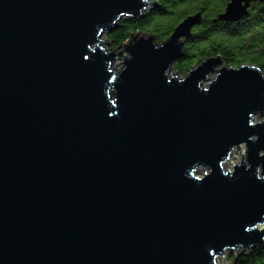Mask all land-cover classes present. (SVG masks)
Returning <instances> with one entry per match:
<instances>
[{
	"label": "water",
	"instance_id": "water-1",
	"mask_svg": "<svg viewBox=\"0 0 264 264\" xmlns=\"http://www.w3.org/2000/svg\"><path fill=\"white\" fill-rule=\"evenodd\" d=\"M153 4L0 0V264H218L264 246V74L214 58L171 76L201 15L161 45L133 36L117 73L104 35Z\"/></svg>",
	"mask_w": 264,
	"mask_h": 264
},
{
	"label": "trees",
	"instance_id": "trees-1",
	"mask_svg": "<svg viewBox=\"0 0 264 264\" xmlns=\"http://www.w3.org/2000/svg\"><path fill=\"white\" fill-rule=\"evenodd\" d=\"M158 5L148 14L126 18L107 34L112 51L122 50L136 34L155 37L160 44L168 41L185 20L201 15V23L186 40L182 58L174 70L187 76L207 59L220 58L223 66L239 69L254 66L264 74V3L252 4L249 16L237 23L219 20L231 0H152ZM232 264H264V246L231 252Z\"/></svg>",
	"mask_w": 264,
	"mask_h": 264
},
{
	"label": "rangeland",
	"instance_id": "rangeland-1",
	"mask_svg": "<svg viewBox=\"0 0 264 264\" xmlns=\"http://www.w3.org/2000/svg\"><path fill=\"white\" fill-rule=\"evenodd\" d=\"M146 2L149 3V5H154L153 4V1L152 0H145ZM155 8L153 7H147L143 13H142V16L148 14L149 12L153 11ZM148 12V13H147ZM125 20V19H123ZM102 42H103V48L107 51L108 54H111L112 52L113 53H116V55H121L118 59H116L114 61V65L113 67L116 68V71L117 73L121 72L124 68V63L125 61L129 60L130 59V56L126 53V50H127V47L129 46L130 42H128L124 48L122 50H115V51H112L111 48H110V43L108 42L107 40V34L104 35L103 39H102ZM158 43V42H157ZM160 44V43H158ZM161 45V44H160ZM202 64V63H201ZM199 64V65H201ZM198 65V66H199ZM198 66H196L195 68H197ZM194 68V69H195ZM217 70V69H216ZM189 74V73H188ZM171 76H176L177 75V72L175 70H173L170 74ZM182 78H184V76L180 75ZM186 77V76H185ZM216 77V73H214L212 75V77L210 79H214ZM208 83L206 84L205 87H207ZM255 123L256 124H260V123H264V117H256L255 118ZM246 148L245 147H242L240 151H236L230 161L225 165V169L226 170H230V171H233L234 170V166H238L242 163V159L243 161H247V155H246ZM264 155V153H262ZM201 173V176L206 174L207 173V170L205 169H202L200 171ZM260 229H263V227H261ZM242 251H245V250H241L239 252H234V253H240ZM230 254L231 252H227L225 255L221 256L218 260V264H232L231 261H230Z\"/></svg>",
	"mask_w": 264,
	"mask_h": 264
},
{
	"label": "bare ground",
	"instance_id": "bare-ground-1",
	"mask_svg": "<svg viewBox=\"0 0 264 264\" xmlns=\"http://www.w3.org/2000/svg\"><path fill=\"white\" fill-rule=\"evenodd\" d=\"M240 150H241V149H240ZM240 150H236V151H240ZM236 151H235V152H236ZM235 152H234V153H235ZM230 159H231V158H230ZM205 170H207V173L209 172V170H208V169H205Z\"/></svg>",
	"mask_w": 264,
	"mask_h": 264
}]
</instances>
